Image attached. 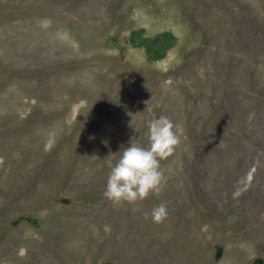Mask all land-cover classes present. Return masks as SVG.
Masks as SVG:
<instances>
[{
    "label": "rangeland",
    "instance_id": "rangeland-1",
    "mask_svg": "<svg viewBox=\"0 0 264 264\" xmlns=\"http://www.w3.org/2000/svg\"><path fill=\"white\" fill-rule=\"evenodd\" d=\"M161 115L162 191L113 205ZM0 264H264V0H0Z\"/></svg>",
    "mask_w": 264,
    "mask_h": 264
},
{
    "label": "clouds",
    "instance_id": "clouds-1",
    "mask_svg": "<svg viewBox=\"0 0 264 264\" xmlns=\"http://www.w3.org/2000/svg\"><path fill=\"white\" fill-rule=\"evenodd\" d=\"M173 128L171 119L161 115L148 124L147 147L129 141L117 159H107L105 163L109 173L103 197L113 205H120L143 200L149 193H160L164 183L160 161L171 155L179 143V137ZM167 215V205L164 202L151 210L154 223L163 222Z\"/></svg>",
    "mask_w": 264,
    "mask_h": 264
}]
</instances>
